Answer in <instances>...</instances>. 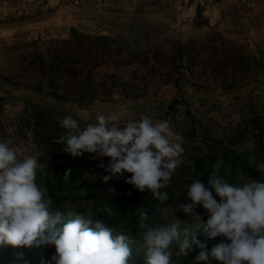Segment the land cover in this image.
I'll list each match as a JSON object with an SVG mask.
<instances>
[{
    "label": "rangeland",
    "instance_id": "1",
    "mask_svg": "<svg viewBox=\"0 0 264 264\" xmlns=\"http://www.w3.org/2000/svg\"><path fill=\"white\" fill-rule=\"evenodd\" d=\"M73 2L0 0V139H11L22 156L39 157L40 168L72 169L87 156L62 161L53 154V140L64 133L60 120L72 116L84 127L99 113L123 126L143 114L168 120L184 139L183 162L169 185L175 196L198 178L196 151L213 159L220 152L235 155V184L264 178L250 164L260 153L264 158V139L263 148L257 143L264 133V0ZM173 100L183 103L168 112ZM126 174L104 183L108 173L100 168L84 177L96 183L99 197ZM176 203L157 207L156 224L175 222L174 216L162 219L161 210L171 212ZM58 205L63 222L75 219L70 198ZM196 211L201 219L187 220L181 231L211 248L224 238L209 241L207 212ZM176 215L185 220L183 212ZM122 226L114 227L124 232ZM124 233L136 241L132 264H144L143 233ZM171 247L172 264H195L199 248L177 257L178 244ZM21 251L36 264L37 251L10 245H0V264H22ZM54 254V246L43 250L45 259Z\"/></svg>",
    "mask_w": 264,
    "mask_h": 264
},
{
    "label": "clouds",
    "instance_id": "2",
    "mask_svg": "<svg viewBox=\"0 0 264 264\" xmlns=\"http://www.w3.org/2000/svg\"><path fill=\"white\" fill-rule=\"evenodd\" d=\"M59 124L64 133L53 142L63 145L66 154L73 158L85 153L94 154V159L110 158L107 165H98L108 173L102 177L104 183L129 173L125 183L135 190L147 189L160 204L169 199L162 190L171 184L182 164L185 148L182 135L173 131L168 120L141 114L138 120L128 119L121 126L119 121L110 123L107 116L98 113L95 122L84 127L72 116ZM21 153L11 139H0V245L37 251L36 264H132L136 246L132 235L94 218L92 207L86 214H73L75 219L63 222L61 212L53 211L49 190L36 183L39 157ZM220 163L214 168L218 170ZM250 164L258 173H264V162L253 158ZM70 174V169L64 172L65 181ZM185 200L176 203L171 212L161 210L162 219L174 216L175 222L150 224L147 211L138 212V226L145 229L144 264H172L174 242L178 244L177 257L187 256L194 246L200 249L195 264H264V181L249 179L233 184L214 173L206 184L193 181L186 189ZM198 206L207 212L208 240L224 238L211 248L192 231H181L182 223L201 219ZM96 211L114 216L108 205ZM177 212L184 213V221ZM49 246H54L55 254L45 259L43 250ZM17 259L22 264H33L22 251Z\"/></svg>",
    "mask_w": 264,
    "mask_h": 264
},
{
    "label": "trees",
    "instance_id": "3",
    "mask_svg": "<svg viewBox=\"0 0 264 264\" xmlns=\"http://www.w3.org/2000/svg\"><path fill=\"white\" fill-rule=\"evenodd\" d=\"M182 103V100H173L168 105V112L175 111V108ZM42 116L43 113L40 112L39 114H36L34 118H36L39 122L40 120L42 121ZM61 134L62 133H57L56 136ZM263 136L264 133L259 132L257 143H259L261 148H263ZM55 145L56 147L53 154L57 153L58 157H60L62 161L73 158L63 151V145L57 143H55ZM85 155L87 158H84L83 161H79L75 168L70 169L71 174L67 181L63 178L64 172L68 170L67 167H52L51 164H47L45 167H39L37 169L36 183L39 187L47 188L49 190V194L53 200L52 206L55 210L62 212V208L58 204L64 196L65 198H70L73 203L77 204L75 209L76 214H86L88 208L92 207L94 218L105 220L109 226H115L121 223L123 226L120 228L124 232L132 231L143 233L145 229H141L138 226V221L140 219L138 212L145 209L149 215V223L156 224L158 223V220H156L155 217L158 206L165 207L168 203H176L180 196V203L187 202L185 200L187 188H185L182 193L175 196L173 188L168 186L162 191H166L168 193L169 199L164 204H160L156 199H154L152 193L147 189L144 192H140L135 190L132 185L125 183V180L131 175L129 173L126 174L125 179L114 190H112V192L98 197L96 192L99 188L96 187V183L92 182L88 178H85L84 174L90 170L100 169L99 166L95 167V164H99L101 161L99 159L92 158L93 154L85 153ZM195 155L194 165L196 166V174L198 175L196 180H201L206 184L209 176L216 173L217 178L235 184L234 168L235 162L239 160L235 155L230 154L229 156H226L225 153L220 152L214 159L211 158V156H200L197 151L195 152ZM261 157L262 159H260ZM218 162L221 163L217 170L214 166ZM259 162H264L263 153H260ZM226 164L228 165V171L225 167ZM241 166L246 167L245 165L239 164V167ZM259 179L264 181V178L262 177ZM191 183L192 182H188L187 187ZM61 191H64L65 193L60 194ZM216 198L219 199L218 197ZM104 200H106L105 205H108L113 209L114 216L109 217L107 213L101 215L96 211V209L105 206L104 204H101ZM150 227H154V225H150Z\"/></svg>",
    "mask_w": 264,
    "mask_h": 264
},
{
    "label": "built area",
    "instance_id": "4",
    "mask_svg": "<svg viewBox=\"0 0 264 264\" xmlns=\"http://www.w3.org/2000/svg\"><path fill=\"white\" fill-rule=\"evenodd\" d=\"M84 2V0H74V4L75 5H78V4H81V3H83Z\"/></svg>",
    "mask_w": 264,
    "mask_h": 264
}]
</instances>
